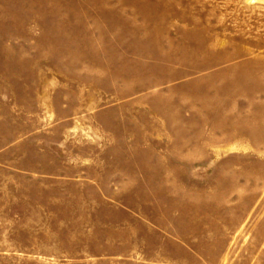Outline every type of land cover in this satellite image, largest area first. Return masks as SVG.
Instances as JSON below:
<instances>
[{
	"label": "rangeland",
	"instance_id": "1",
	"mask_svg": "<svg viewBox=\"0 0 264 264\" xmlns=\"http://www.w3.org/2000/svg\"><path fill=\"white\" fill-rule=\"evenodd\" d=\"M0 264H264V0H0Z\"/></svg>",
	"mask_w": 264,
	"mask_h": 264
}]
</instances>
